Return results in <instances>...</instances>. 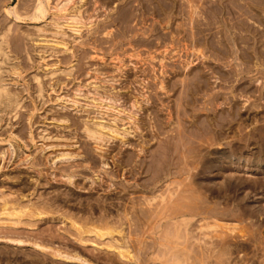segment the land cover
Segmentation results:
<instances>
[{
    "label": "rangeland",
    "instance_id": "obj_1",
    "mask_svg": "<svg viewBox=\"0 0 264 264\" xmlns=\"http://www.w3.org/2000/svg\"><path fill=\"white\" fill-rule=\"evenodd\" d=\"M36 3L0 0V88L19 106L0 104V205L43 217L1 219L0 264H264V70L234 72L254 62L237 49L264 52V0H73L66 37L29 17ZM96 117L120 132L98 148Z\"/></svg>",
    "mask_w": 264,
    "mask_h": 264
},
{
    "label": "bare ground",
    "instance_id": "obj_2",
    "mask_svg": "<svg viewBox=\"0 0 264 264\" xmlns=\"http://www.w3.org/2000/svg\"><path fill=\"white\" fill-rule=\"evenodd\" d=\"M50 1L51 0H37V3H36V5H34V7H33V13H32V15H30L29 17H31V19H34V20H38V19H42V18H44L46 15H48L49 14V16H50V22H51V24L58 30V32L56 33V34H59V36L61 35V36H63V37H66V35L64 36V33H63V31H62V28H66V29H69L68 31L69 32H72V33H78V31H79V29H78V27H77V25H81V22H80V18L78 17V15H79V13H80V11H79V13H78V15H77V13L76 12H74V11H70L69 12V9L70 8H68L70 5H71V3H72V1L73 0H55V3H54V5H51V3H50ZM36 2V1H35ZM74 3V2H73ZM219 3V2H218ZM262 5V4H261ZM243 7V6H242ZM72 8H74V7H72ZM76 8V7H75ZM74 8V9H75ZM220 8V7H219ZM80 9V8H79ZM72 10V9H71ZM76 10H78V9H76ZM6 13L8 14V15H14V17H15V19L16 20H21V18H20V16L14 11V10H11V11H7L6 10ZM20 14V13H19ZM253 14V13H252ZM24 17V16H23ZM49 17L47 16V19H48ZM32 21V20H31ZM48 22V21H47ZM196 22V21H195ZM83 23V22H82ZM254 23V22H253ZM262 23V22H261ZM45 24V23H44ZM50 24V25H51ZM88 24H89V22H88ZM93 24V23H92ZM83 26H84V24H83ZM220 26V25H219ZM54 27H53V29H54ZM51 28H52V26H51ZM80 28V30H81V27H79ZM55 29V30H56ZM264 29V28H263ZM39 30V29H38ZM8 31H9V29H8ZM43 31V30H42ZM105 31V30H104ZM44 32V31H43ZM66 32H67V30H66ZM52 33H54V32H52ZM66 34V33H65ZM79 34V33H78ZM260 34H262L263 36H264V31L262 30L261 32H260ZM68 35H69V33H68ZM5 36V35H4ZM71 36V35H70ZM193 37V36H192ZM4 38V37H3ZM54 38V37H53ZM67 38H69V36L67 37ZM72 38V37H71ZM254 38V37H253ZM252 38V39H253ZM264 38V37H263ZM64 39V38H63ZM72 39H75V38H72ZM6 40V39H5ZM6 42V41H5ZM46 42H48V41H46ZM51 42V41H50ZM49 42V43H50ZM256 42V41H255ZM254 42V43H255ZM261 42H263L262 40H261ZM53 43V42H52ZM51 43V44H52ZM55 43V42H54ZM53 43V44H54ZM62 43H64L63 41H62ZM253 43V44H254ZM257 43V42H256ZM258 43H260V42H258ZM2 44H5V43H2ZM11 44V43H10ZM45 44H47V43H45ZM53 44H52V46H53ZM56 44V43H55ZM59 44V43H58ZM5 45H7V44H5ZM67 45V44H66ZM254 45H256V44H254ZM4 46V45H3ZM51 46V47H52ZM57 46V45H56ZM59 46H64V44L63 45H59ZM250 46H251V48H250ZM249 46V48H248V50H236L235 52H234V54L236 55V58H235V60H241V59H246V60H251V61H254V62H252V67H247V66H245V68H241L242 66H241V64H236L235 65V68H234V72H235V75L236 76H240V75H243V74H249V73H251L253 70L255 71V69H263L264 70V52H261V51H259V49L258 48H255L253 45H250ZM2 47V46H1ZM46 47V46H45ZM58 47V46H57ZM48 48V47H47ZM56 48V47H55ZM64 48H66V46L64 47ZM4 50H5V48H3ZM2 49V50H3ZM6 49H7V46H6ZM51 49V48H50ZM60 49H61V47H60ZM2 50H1V52H2ZM54 50V49H53ZM69 50V49H68ZM6 51V50H5ZM4 51V52H5ZM8 52V51H7ZM5 53L6 55L8 54V53ZM52 52V51H51ZM237 53H238V55H237ZM134 56V55H133ZM151 56V55H150ZM5 57V56H4ZM3 57V58H4ZM154 58V57H153ZM5 59V58H4ZM43 59V58H42ZM260 60H261V62H260ZM2 62H3V60H1ZM242 61V63H244L243 62V60H241ZM4 63V62H3ZM6 63V62H5ZM189 64L190 63H183L182 64V70L183 71H187L188 70V67H189ZM7 65V64H6ZM181 65V64H180ZM1 66V65H0ZM3 66V65H2ZM57 69V68H56ZM55 69V70H56ZM70 70V69H69ZM118 70V69H117ZM48 72H49V70H47ZM52 71V70H51ZM47 72V73H48ZM64 72H66V71H64ZM165 72V71H164ZM46 73V74H47ZM61 73V72H60ZM63 73V72H62ZM61 73V74H62ZM7 75V74H6ZM65 75V74H64ZM69 75V74H68ZM68 75H66V76H68ZM88 75V74H87ZM158 76V75H157ZM195 76V75H194ZM3 77V76H2ZM163 77V76H162ZM192 77H193V75H192ZM163 80V79H162ZM217 79L215 78V81H216ZM183 81V80H182ZM3 82H5V81H3ZM163 82V81H162ZM256 82V81H255ZM258 82V81H257ZM2 83V82H1ZM7 83H9V82H7ZM195 84V87H199V85L201 84L200 82H197V83H194ZM199 84V85H198ZM7 85V84H6ZM159 85V84H158ZM3 86V85H2ZM85 86V85H84ZM94 86V85H93ZM164 85H162V83H160V85H159V89H161V90H163L164 89V87H163ZM6 87V86H5ZM94 88V87H93ZM186 88V87H185ZM200 88H202L201 87V85H200V87H199V89ZM196 89V88H195ZM198 89V90H199ZM43 90V89H42ZM78 90H79V88H78ZM242 92H245V93H254V85H252V86H249V85H246V86H244L243 88H241L240 89ZM157 91V90H156ZM196 91V90H195ZM260 91V90H259ZM262 91V90H261ZM263 91H264V89H263ZM79 94H81V93H79ZM18 95V94H17ZM75 95V94H74ZM97 95H99V94H97ZM164 95V94H163ZM261 95V94H260ZM38 96H40V95H38ZM80 96H82V95H80ZM96 95H94V97H95ZM114 96V95H113ZM93 97V98H94ZM97 97H100V96H97ZM141 97V96H140ZM192 97V96H191ZM253 97V96H252ZM102 98H104V97H102ZM108 98V97H107ZM107 98H106V101H107ZM56 99V98H55ZM109 99V98H108ZM20 100V99H19ZM59 100V99H58ZM61 100H62V98H61ZM93 100V99H92ZM104 100V99H103ZM141 100V99H140ZM228 100V99H227ZM256 100V99H255ZM60 101V100H59ZM63 101V100H62ZM73 101V100H72ZM109 101H110V99H109ZM263 101V100H262ZM75 102V101H74ZM77 102V101H76ZM103 102V101H102ZM108 102V101H107ZM111 102V101H110ZM19 103H21V101H19ZM57 103V102H56ZM55 103V104H56ZM71 103V102H70ZM119 103V102H118ZM132 103V102H131ZM0 104H5L4 106H5V108H13V107H17L18 106V102L13 98V97H11L10 95H9V91H7L4 87L3 88H0ZM71 104H74V103H71ZM110 104V103H109ZM191 104V103H190ZM97 105H98V102H97ZM118 105V104H117ZM132 105V104H131ZM218 105V104H217ZM64 106V105H63ZM101 106V105H100ZM135 106L136 105H132V106H130V107H132L131 109H135ZM19 107V106H18ZM96 107V109H98L97 108V106H95ZM218 107V106H217ZM67 108V107H66ZM91 108V107H90ZM100 108H102L103 109V107H100ZM104 108L106 109V110H108V112H110L109 111V109H111L110 107H105L104 106ZM101 109V112L103 111ZM232 109H234V108H232ZM99 110V109H98ZM136 110H138V109H136ZM170 110V109H169ZM231 110V109H230ZM4 111H6V110H4ZM115 111V110H114ZM135 111V110H134ZM9 112V111H8ZM96 112V111H95ZM104 112H106V111H104ZM118 112V111H117ZM116 112V113H117ZM122 112V111H121ZM138 112V111H137ZM10 113H12V112H10ZM99 113V112H98ZM114 113V114H113ZM115 112H111L110 114H112V115H115L116 114ZM119 113H120V111H119ZM133 113H135V112H132V114ZM2 114V113H1ZM5 114V113H4ZM104 115H107V114H105V113H103ZM120 114H122V113H120ZM130 114V113H129ZM237 114V113H236ZM117 115H119V114H117ZM6 116V115H5ZM88 116V115H87ZM98 116H99V114H98ZM101 116V115H100ZM110 116V115H109ZM118 117V116H117ZM223 117V116H222ZM0 118H1V116H0ZM86 118V117H85ZM89 118H90V116H89ZM95 118V117H94ZM129 119L131 120V117H129ZM92 120L93 119H91V121H85L84 123H85V125H84V128H83V133H85L86 135V137L87 138H89V139H91L92 141H94L95 142V144H94V146H97V148L99 147V145H100V143L101 142H103L104 140H108V139H112L111 137H112V135H110V134H113V133H117L116 134V136H118V133H120V132H118L117 131V127H116V129H115V127L113 128L112 126H110V127H107V129H106V127L102 124V123H100V122H97V117H96V122H92ZM99 120L102 122V119H100L99 118ZM214 121V120H213ZM105 122V121H104ZM103 122V123H104ZM83 123V124H84ZM108 124V123H107ZM129 124V123H128ZM114 125V124H113ZM109 126V125H108ZM134 127H136V126H134ZM40 130V129H39ZM42 130H43V128H42ZM104 130H106L107 132H103ZM119 130V129H118ZM45 131V130H44ZM125 132V131H124ZM41 133H43V132H41ZM127 133V132H126ZM40 134V133H39ZM122 134H123V132H122ZM129 134V133H128ZM133 134V133H132ZM211 134V133H210ZM43 135H45V134H43ZM115 135V134H114ZM116 136H114V137H116ZM120 136V135H119ZM124 136V135H123ZM40 137H41V134H40ZM40 139V138H39ZM41 140H43V138H41ZM213 140V139H212ZM8 141V140H7ZM6 141V142H7ZM11 142V141H10ZM9 142V143H10ZM106 142V141H105ZM123 142V141H122ZM9 143H7L8 145V148L6 149V152L4 151H2L3 153H2V158L4 159V153H12L13 152V148H12V146H13V144H12V142H11V144H9ZM93 143V142H92ZM218 143V142H217ZM124 146V145H123ZM46 147V146H45ZM44 148V147H43ZM103 148V147H102ZM16 149V148H15ZM19 149V148H18ZM45 149V148H44ZM43 149V150H44ZM95 149V148H94ZM19 151V150H18ZM102 151V150H101ZM43 152H45V151H43ZM72 153V152H71ZM13 154V153H12ZM46 154V153H45ZM1 155V154H0ZM26 155V154H25ZM48 155V154H47ZM47 155H45V156H47ZM10 156V155H9ZM28 156V155H27ZM44 156V155H43ZM12 158V157H11ZM75 157L73 156V155H71V154H69V152H65V153H61L58 157H56L55 158V160L53 161V163H55V162H59V163H61V165H62V163L64 164V162H67V161H70V160H73ZM53 159V158H52ZM46 160V159H45ZM49 161H50V159H48ZM135 160V159H134ZM18 161V160H17ZM24 161V160H23ZM46 162V161H45ZM24 163H26V162H24ZM52 163V162H51ZM58 163V164H59ZM68 163V162H67ZM27 164V163H26ZM56 164V163H55ZM73 164V163H72ZM102 163H100V165H101ZM105 164V163H104ZM39 165V164H38ZM27 166V165H26ZM29 166V165H28ZM27 166V167H28ZM103 166H105V165H103ZM19 167V166H18ZM102 167V166H101ZM106 167V166H105ZM138 167V166H137ZM83 168V167H82ZM1 169V168H0ZM35 169V168H34ZM138 169V168H137ZM63 170V169H62ZM100 170V169H99ZM40 172V171H39ZM62 173V172H61ZM64 173V172H63ZM47 174V173H46ZM65 174V173H64ZM71 174V173H70ZM99 174V173H98ZM97 174V175H98ZM167 174H169V171H168V173ZM41 175V174H40ZM71 175H73V174H71ZM166 175V174H165ZM164 175V176H165ZM53 176V175H52ZM65 177H62V178H65L66 179V181H68V182H71V179L73 178L72 176H69V175H64ZM167 176V175H166ZM72 177V178H71ZM27 178V177H26ZM64 180V179H63ZM33 181V180H32ZM166 182V181H165ZM67 184H69V183H67ZM93 184V183H92ZM137 185V184H136ZM168 185L169 184H167V188H170V187H168ZM166 188V189H167ZM162 189V188H161ZM158 190V189H157ZM169 192H170V190H168ZM164 193H165V191H164ZM168 193V192H167ZM169 194V193H168ZM12 195V194H11ZM163 195V194H162ZM166 196H167V194H165ZM170 195V194H169ZM168 195V196H169ZM6 196V195H5ZM5 196H1L2 197V201H1V205H0V221H2L1 219H5L6 221H8V223H11V224H19V223H21L22 221H21V218H30V219H42V212H39V211H37L36 209H31L30 208V206L28 207V206H21L20 204H16V205H14V206H12L11 204H9V202L6 200V198H5ZM160 196V195H159ZM10 197V196H9ZM170 197H171V195H170ZM16 198V197H15ZM163 198H164V196H163ZM11 199V198H10ZM154 199V198H153ZM155 199H158V198H155ZM154 199V200H155ZM22 200V199H21ZM167 200H169V198L167 199ZM164 201V200H163ZM29 202V201H28ZM150 202V201H149ZM39 203V202H38ZM162 203V202H161ZM14 204V203H13ZM28 204V203H27ZM149 204V203H148ZM169 204V203H168ZM37 206V205H36ZM42 210V209H41ZM153 210V209H152ZM161 211V210H160ZM166 214V213H165ZM44 215H46V214H44ZM154 215V214H153ZM60 218V217H59ZM155 218V217H154ZM157 218V217H156ZM163 218V217H162ZM178 218V217H177ZM167 219V218H166ZM170 220V219H169ZM105 221V220H104ZM4 222V221H3ZM7 223V222H6ZM69 223V222H68ZM130 223V222H129ZM127 224V223H126ZM2 225V224H1ZM9 225V224H8ZM104 226V225H103ZM102 226V228H104ZM107 226V225H106ZM70 227H71V229L72 228H74V230L75 231H77L78 233L77 234H80V235H84V234H89V235H94L95 237H97V239H103V238H105V237H111V235L114 233V232H116V231H112V230H110V229H107V227H106V229H95V228H97V227H94V229H92V230H89V229H85V228H82L81 226H78V225H76L74 222L72 223V221H71V224H70ZM92 227V226H91ZM99 227H101V226H99ZM98 227V228H99ZM121 228V227H120ZM116 230V229H115ZM118 230H120V229H118ZM117 230V234H120L121 233V230L120 231H118ZM123 235V234H122ZM187 235V234H186ZM125 236V235H124ZM79 237V236H78ZM120 240V239H119ZM123 240H125V239H123ZM0 241H7V242H9L10 240H0ZM112 241V240H111ZM117 242V241H116ZM125 242H126V240H125ZM10 243H12V242H10ZM17 244H21V242H16ZM113 243H115V240H114V242ZM127 243V242H126ZM104 244V243H103ZM111 244V245H110ZM117 245V244H116ZM122 245V244H121ZM115 245H113L112 246V243L110 242H108V244L106 243V245H105V247H107L108 249H113L114 251H116L117 250V255L119 256V257H122V258H125V259H128V260H134V257H133V254L131 255L129 252H128V248H126V247H114ZM122 246H125L124 244L122 245ZM35 247V246H34ZM36 247H39V246H36ZM122 248V249H121ZM111 251V250H110ZM58 257V256H57ZM61 258H63L65 261L66 260H68V261H70V262H82V264H83V260H82V258L80 259L79 257H77V256H66V257H62L61 256ZM135 261V260H134ZM133 261V262H134ZM86 262V261H85ZM84 262V263H85ZM87 264V263H86Z\"/></svg>",
    "mask_w": 264,
    "mask_h": 264
}]
</instances>
